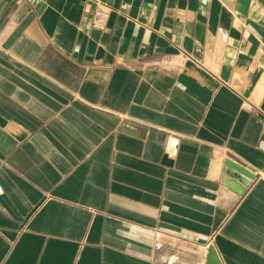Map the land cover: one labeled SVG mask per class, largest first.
Wrapping results in <instances>:
<instances>
[{
  "label": "crops",
  "instance_id": "crops-1",
  "mask_svg": "<svg viewBox=\"0 0 264 264\" xmlns=\"http://www.w3.org/2000/svg\"><path fill=\"white\" fill-rule=\"evenodd\" d=\"M0 264H264V0H0Z\"/></svg>",
  "mask_w": 264,
  "mask_h": 264
},
{
  "label": "water",
  "instance_id": "water-1",
  "mask_svg": "<svg viewBox=\"0 0 264 264\" xmlns=\"http://www.w3.org/2000/svg\"><path fill=\"white\" fill-rule=\"evenodd\" d=\"M228 163L230 165H232L233 167H235L237 170L241 171L242 173H245V174H247V175H249L251 177L255 176V174L252 173L249 169H247L245 166L237 163L236 161H228Z\"/></svg>",
  "mask_w": 264,
  "mask_h": 264
}]
</instances>
